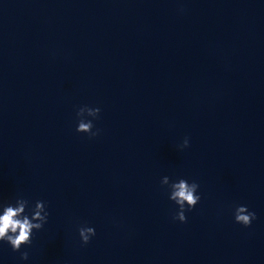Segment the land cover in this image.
Masks as SVG:
<instances>
[{"label": "clouds", "instance_id": "1", "mask_svg": "<svg viewBox=\"0 0 264 264\" xmlns=\"http://www.w3.org/2000/svg\"><path fill=\"white\" fill-rule=\"evenodd\" d=\"M100 111L99 107H80L76 112V131L88 134L90 138L98 136L100 130L93 131V120L99 117ZM188 146L189 139L185 137L179 147L184 149ZM161 185L167 186L168 198L178 206L173 219L186 222V210H192L200 202L201 197L197 194L199 184L196 181L190 183L185 178L171 181L168 176H164ZM48 217L46 203L42 200H37L34 205H30V201L22 197H17L14 202H0V242L10 245L13 252H20L21 260H28L29 253L21 252V249L31 245L33 232L40 231L48 222ZM234 219L236 223L249 227L256 219V213L249 211L247 206L238 205L234 211ZM78 232L83 245H87L96 234L95 229L88 226L79 227Z\"/></svg>", "mask_w": 264, "mask_h": 264}]
</instances>
